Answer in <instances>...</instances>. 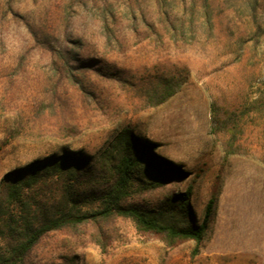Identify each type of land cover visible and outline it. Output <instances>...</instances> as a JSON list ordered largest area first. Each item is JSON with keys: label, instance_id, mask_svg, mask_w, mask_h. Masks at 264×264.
<instances>
[{"label": "rangeland", "instance_id": "rangeland-1", "mask_svg": "<svg viewBox=\"0 0 264 264\" xmlns=\"http://www.w3.org/2000/svg\"><path fill=\"white\" fill-rule=\"evenodd\" d=\"M61 45L95 70L57 82ZM168 70L189 78L147 106L141 89ZM123 128L149 144L152 166L181 172L123 204L157 209L187 191L200 225L212 198L200 242L168 244L111 216L47 233L24 264H264V0H0V183L75 153L89 165L73 195L90 209L110 180L101 156ZM64 187L29 192L39 220Z\"/></svg>", "mask_w": 264, "mask_h": 264}, {"label": "trees", "instance_id": "trees-1", "mask_svg": "<svg viewBox=\"0 0 264 264\" xmlns=\"http://www.w3.org/2000/svg\"><path fill=\"white\" fill-rule=\"evenodd\" d=\"M256 5L257 0H252V6ZM171 29L181 34L185 30L183 24L171 25ZM110 40L108 37L107 41ZM75 50L61 45L55 57L51 58L50 67L53 75L57 76V82L60 79L70 81L86 70H95L89 62H80ZM188 78V70H168L154 76L141 89L142 98L148 102L147 106L160 104L178 92ZM216 118L211 134L219 130L220 120ZM233 126L228 127L229 131ZM150 149L146 141H140L129 129H121L101 156V168L110 180L98 196L91 198L96 205L87 210L81 209V201L73 195L76 192L74 187L89 165L87 158L81 155L63 152L5 174L0 183V264H24L42 237L51 231L111 216L129 219L136 230L160 235L168 244L182 240H193L198 244L211 213L212 198L205 207L200 225L189 220L191 211L187 191L167 199L157 209L143 210L123 204L134 195L163 186L181 173L163 166H152ZM47 180L65 186L64 199L51 205L49 214L39 220L35 212L39 205L34 204L31 209L28 194Z\"/></svg>", "mask_w": 264, "mask_h": 264}, {"label": "bare ground", "instance_id": "bare-ground-1", "mask_svg": "<svg viewBox=\"0 0 264 264\" xmlns=\"http://www.w3.org/2000/svg\"><path fill=\"white\" fill-rule=\"evenodd\" d=\"M161 154V153H160ZM161 155H163V156H165L166 157V155L165 154H161ZM169 158V157H168ZM170 159V158H169Z\"/></svg>", "mask_w": 264, "mask_h": 264}]
</instances>
